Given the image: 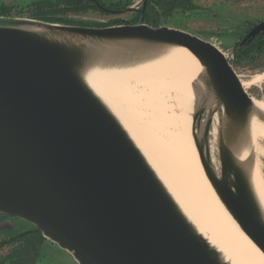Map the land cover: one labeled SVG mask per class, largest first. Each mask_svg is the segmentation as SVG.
<instances>
[{
  "label": "water",
  "instance_id": "95a60500",
  "mask_svg": "<svg viewBox=\"0 0 264 264\" xmlns=\"http://www.w3.org/2000/svg\"><path fill=\"white\" fill-rule=\"evenodd\" d=\"M25 26L188 49L205 67V82L217 99L216 108L210 109L206 96L195 88L203 103L193 116L192 129L201 162L227 210L264 254V221L245 174L234 163L223 135L218 142L219 179L203 145L221 111L229 129L241 132L252 97L217 46L166 26L87 27L31 20L0 24L1 215L32 224L78 264H224L87 88L79 74V53ZM262 34L264 22L243 44Z\"/></svg>",
  "mask_w": 264,
  "mask_h": 264
},
{
  "label": "bare ground",
  "instance_id": "6f19581e",
  "mask_svg": "<svg viewBox=\"0 0 264 264\" xmlns=\"http://www.w3.org/2000/svg\"><path fill=\"white\" fill-rule=\"evenodd\" d=\"M23 29L79 53V74L87 88L117 120L179 211L224 264H264V254L227 210L201 162L192 130L195 88L212 109L217 99L205 82V67L188 49L96 40L35 26ZM263 80L264 72L240 82L247 91ZM252 102L241 132L229 129L221 111L209 137L218 143L223 135L264 221V99L252 97ZM210 166L219 179V169Z\"/></svg>",
  "mask_w": 264,
  "mask_h": 264
},
{
  "label": "rangeland",
  "instance_id": "374dc122",
  "mask_svg": "<svg viewBox=\"0 0 264 264\" xmlns=\"http://www.w3.org/2000/svg\"><path fill=\"white\" fill-rule=\"evenodd\" d=\"M106 1L110 3L119 0ZM143 1L130 0L131 9L118 15L86 10L72 0H0V20H31L91 27L104 26L121 19L125 22L140 23L141 15L136 7L141 6ZM154 7L157 11L153 20L156 17L158 27L180 29L214 44L224 53L239 79L250 80L264 72V36L251 48H248L247 43L243 44L245 36L255 26L264 22V0H179L173 8L161 10L155 5ZM146 23L153 27L149 21ZM263 81L259 85L251 84L247 88L251 97L264 99ZM196 100L193 105L192 120L195 113L203 106L200 91H197ZM207 106L210 109L213 108L209 102ZM206 116L208 113H205L203 119ZM215 117L219 120L218 113ZM196 130L198 133L201 131L198 125ZM203 145L208 149L210 162L221 171L219 144L208 139L203 142ZM11 225L12 220L0 223V227ZM34 254L33 251L24 249L21 242L17 241L0 248V262L12 264L11 257L17 255L23 261L31 260ZM34 264L78 263L68 251L46 239L40 246L39 255Z\"/></svg>",
  "mask_w": 264,
  "mask_h": 264
},
{
  "label": "trees",
  "instance_id": "16d2710c",
  "mask_svg": "<svg viewBox=\"0 0 264 264\" xmlns=\"http://www.w3.org/2000/svg\"><path fill=\"white\" fill-rule=\"evenodd\" d=\"M179 0H153V4L149 6L147 11L144 14H141V20L144 18V21H149L150 24H152L153 27H158L157 19L156 17L153 20V16L156 15V9L154 7L157 6L158 9H166V8H173V6L176 4V2ZM152 20H149V19ZM10 20L8 19H2L0 20V24L6 25L8 24ZM264 34L258 36L255 38L251 43H248V48H251L252 46H255V43L257 40H261L263 38ZM12 220V225L7 227H0V248L11 243H15L17 241H20L22 244V247L28 251H33L35 254L31 260H25L23 261L20 259L19 255L12 256L11 260H13L12 264H34V261L37 259L40 251L41 244L46 240V238L43 236L42 232L35 228L32 224L16 219V218H10L8 216H4L0 214V223L4 221ZM14 221H16L14 223ZM16 257V258H15ZM0 264H3V261L0 262Z\"/></svg>",
  "mask_w": 264,
  "mask_h": 264
},
{
  "label": "flooded vegetation",
  "instance_id": "af4514ba",
  "mask_svg": "<svg viewBox=\"0 0 264 264\" xmlns=\"http://www.w3.org/2000/svg\"><path fill=\"white\" fill-rule=\"evenodd\" d=\"M72 1H74L75 4L79 5L83 9L97 10L100 12H104L106 14H118L119 15L131 9L132 7L130 0H119V1H113V2L111 1L110 3H107L106 0H72ZM153 3H154L153 0H144L141 6L136 7L138 9L139 14L140 15L144 14L149 8V6L152 5ZM137 24H147V23L144 21V18H142V21L140 23L125 22L124 19H121V21L114 20L104 26H93V27H108V26L137 25ZM78 26H83V25H78ZM87 27H91V26H87Z\"/></svg>",
  "mask_w": 264,
  "mask_h": 264
}]
</instances>
